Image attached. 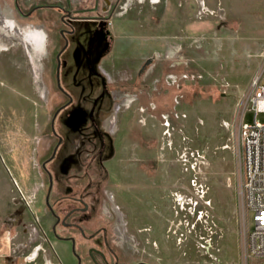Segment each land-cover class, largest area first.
<instances>
[{"label":"rangeland","instance_id":"rangeland-1","mask_svg":"<svg viewBox=\"0 0 264 264\" xmlns=\"http://www.w3.org/2000/svg\"><path fill=\"white\" fill-rule=\"evenodd\" d=\"M141 1L107 0L112 38L100 63L123 103L104 164L116 244L132 264H251L240 123L264 70V0ZM13 16L0 28V264H52L41 162L55 142L58 46L43 21ZM76 139L63 152L72 174L92 150Z\"/></svg>","mask_w":264,"mask_h":264},{"label":"flooded vegetation","instance_id":"flooded-vegetation-1","mask_svg":"<svg viewBox=\"0 0 264 264\" xmlns=\"http://www.w3.org/2000/svg\"><path fill=\"white\" fill-rule=\"evenodd\" d=\"M107 3L0 0V21L5 24L13 14L15 22L41 20L54 29L51 40L58 47L52 95L59 105L50 123L54 146L51 155L41 162V170L44 207L51 218L48 245L54 246L60 260L65 255L71 264H121L120 255L112 247L118 239L117 228L112 219L108 220L104 191L108 177L104 164L113 153L112 137L123 104L122 97L110 91L111 80L100 65L112 38L107 13L108 6L111 10L114 6ZM72 136H77L73 147H81L87 139L92 146L88 150L90 159L83 168H75V174L66 170L63 160ZM11 181L18 187L12 177Z\"/></svg>","mask_w":264,"mask_h":264},{"label":"built area","instance_id":"built-area-1","mask_svg":"<svg viewBox=\"0 0 264 264\" xmlns=\"http://www.w3.org/2000/svg\"><path fill=\"white\" fill-rule=\"evenodd\" d=\"M247 112L254 113V123L247 124ZM264 112V70L251 83L249 105L240 123L244 156V193L246 206L254 215L248 231L251 264H264V124L257 120Z\"/></svg>","mask_w":264,"mask_h":264},{"label":"crops","instance_id":"crops-1","mask_svg":"<svg viewBox=\"0 0 264 264\" xmlns=\"http://www.w3.org/2000/svg\"><path fill=\"white\" fill-rule=\"evenodd\" d=\"M122 22H124V25H126L128 31H131L132 30V26H130L128 24L129 20H125ZM113 69H111L109 66H107V71H112ZM110 75V74H108ZM111 76V75H110ZM50 247V250L52 252V264H71V261L64 255V257L62 256V260L59 259V257L57 256V254L55 253L53 247L49 246ZM112 247L118 252V254L120 255V258H121V264H132V260H131V257L130 256H127V257H124L123 255H121V251L125 249V246L123 248L121 247H118L117 244H112ZM140 262V261H139ZM139 262H136L134 264H138Z\"/></svg>","mask_w":264,"mask_h":264},{"label":"bare ground","instance_id":"bare-ground-1","mask_svg":"<svg viewBox=\"0 0 264 264\" xmlns=\"http://www.w3.org/2000/svg\"><path fill=\"white\" fill-rule=\"evenodd\" d=\"M5 23L3 22V21H0V28H5ZM8 27V26H7ZM7 32H10V31H7ZM17 35H15L16 37H18L19 38V41L22 39V46L26 49V50H28L27 48H28V45H27V43H26V37L25 36H23L22 37V34H20V33H18L17 31L15 32ZM3 34V33H2ZM11 35V34H10ZM14 36V35H13ZM44 35H42V33L41 32H37V33H34V34H32L31 36H30V39L36 44V46L40 49V48H42L43 46H44V37H43ZM17 38V39H18ZM16 39V38H15ZM16 39V40H17ZM165 119V118H164ZM167 127V128H171V124L170 123H168V124H166V125H164V127ZM162 128V127H161ZM166 135H169V132H167V134ZM164 215V214H163Z\"/></svg>","mask_w":264,"mask_h":264},{"label":"water","instance_id":"water-1","mask_svg":"<svg viewBox=\"0 0 264 264\" xmlns=\"http://www.w3.org/2000/svg\"><path fill=\"white\" fill-rule=\"evenodd\" d=\"M16 184V183H15Z\"/></svg>","mask_w":264,"mask_h":264}]
</instances>
